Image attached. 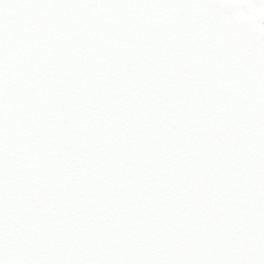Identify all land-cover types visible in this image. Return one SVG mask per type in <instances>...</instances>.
<instances>
[{
  "label": "snow or ice",
  "instance_id": "obj_1",
  "mask_svg": "<svg viewBox=\"0 0 264 264\" xmlns=\"http://www.w3.org/2000/svg\"><path fill=\"white\" fill-rule=\"evenodd\" d=\"M0 264H264V0H0Z\"/></svg>",
  "mask_w": 264,
  "mask_h": 264
}]
</instances>
